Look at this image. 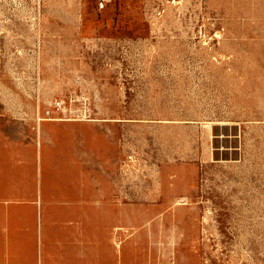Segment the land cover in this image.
Returning <instances> with one entry per match:
<instances>
[{
	"label": "rangeland",
	"instance_id": "rangeland-1",
	"mask_svg": "<svg viewBox=\"0 0 264 264\" xmlns=\"http://www.w3.org/2000/svg\"><path fill=\"white\" fill-rule=\"evenodd\" d=\"M0 264H264V0H0Z\"/></svg>",
	"mask_w": 264,
	"mask_h": 264
},
{
	"label": "crops",
	"instance_id": "crops-1",
	"mask_svg": "<svg viewBox=\"0 0 264 264\" xmlns=\"http://www.w3.org/2000/svg\"><path fill=\"white\" fill-rule=\"evenodd\" d=\"M96 201H97V205L99 206V207H102V206H104V200H105V197H98L97 196V198L95 199ZM104 213V211H102V213L101 214H103ZM95 256L97 257V255L95 254Z\"/></svg>",
	"mask_w": 264,
	"mask_h": 264
},
{
	"label": "bare ground",
	"instance_id": "bare-ground-1",
	"mask_svg": "<svg viewBox=\"0 0 264 264\" xmlns=\"http://www.w3.org/2000/svg\"><path fill=\"white\" fill-rule=\"evenodd\" d=\"M105 234H106V233H105ZM105 234H104V235H105Z\"/></svg>",
	"mask_w": 264,
	"mask_h": 264
}]
</instances>
